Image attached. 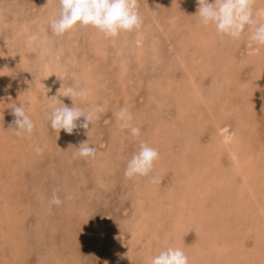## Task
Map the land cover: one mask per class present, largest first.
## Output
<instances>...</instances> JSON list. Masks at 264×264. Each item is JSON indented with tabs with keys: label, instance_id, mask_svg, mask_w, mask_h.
Here are the masks:
<instances>
[{
	"label": "rangeland",
	"instance_id": "rangeland-1",
	"mask_svg": "<svg viewBox=\"0 0 264 264\" xmlns=\"http://www.w3.org/2000/svg\"><path fill=\"white\" fill-rule=\"evenodd\" d=\"M196 5V0H138L142 28L113 39L91 26L54 36L50 20L59 11L55 0L49 4L47 0H0V264H150L151 257L166 246L182 248L191 264H264V205L257 209L254 201L246 198L249 193L228 202L229 193L224 189L206 187L203 197L192 199L190 205L196 213L204 204L208 211L213 207L217 223L213 222L212 228L217 232L208 231V217L179 224L178 211L186 205L175 202L180 194L172 188L181 185L179 177L186 173L185 167L177 159L163 169L160 166L162 156L167 159L174 152L179 157L188 150L184 138L173 133L182 131L178 128V91L188 75L186 62L192 51L181 53L176 40L180 30L188 33V26L198 20ZM33 32L41 37L36 44L28 42ZM138 35H142L140 43L135 40ZM224 39L218 42L222 45ZM244 40L237 49L243 69L250 68L242 74L248 79L255 67L242 60ZM175 50L180 51V58ZM187 56L183 66L181 60ZM73 72L77 81L71 77ZM172 78L175 83H169ZM169 84L172 89L168 91ZM70 85L90 88L88 105L106 108L87 130L78 128L73 134L53 131L46 107L52 97L71 107L73 102L59 95ZM255 98L259 108L254 115L264 119L263 100ZM21 104L35 123L31 135L17 136L13 130V108ZM75 106L86 105L77 100ZM125 106L133 114V125L141 128L140 139L159 150L160 159L150 174L160 178L159 184L151 183L150 177L128 179L124 175L127 160L139 146L127 129L118 128L113 115ZM88 140L97 150L95 158L75 156L80 144ZM188 182L180 198L189 196ZM234 184L227 186L234 189ZM259 184L264 204V178ZM53 189L64 201L60 206L48 203ZM169 195H174V202ZM216 195L219 203L214 202ZM157 203L169 211L164 212L165 217L160 214L163 222H168V232L180 225L184 230L181 235L168 236L170 242L167 231L160 227L152 232L156 217L161 221L152 211ZM224 219L230 220L224 223ZM200 229L206 232L203 237ZM138 235L143 236L139 239ZM120 251L123 256L119 259Z\"/></svg>",
	"mask_w": 264,
	"mask_h": 264
},
{
	"label": "bare ground",
	"instance_id": "bare-ground-1",
	"mask_svg": "<svg viewBox=\"0 0 264 264\" xmlns=\"http://www.w3.org/2000/svg\"><path fill=\"white\" fill-rule=\"evenodd\" d=\"M257 6H264V3H258ZM194 21L190 24V26H188V33L183 30H180L178 32L180 34L178 35V38L176 40V42L178 41V49L181 51V53H183V51H186V49H188V52L192 51L189 61L187 59L186 62V58H188V56L185 57V61L181 60L183 66L188 63V75L186 76V79L184 78L185 82L183 83V88L178 91V94H180L178 115L181 118V121L179 122L180 126L178 128L182 131H174L173 133L178 138H184V143L188 145V150L182 151L179 157L174 152L171 153L172 156L167 159L166 157L162 156L161 160L163 162H161L160 166L161 169H163L165 168L166 163L172 164V162L176 161L177 159L180 160V162L185 167L186 173L184 174V176L179 177L181 178L179 182L181 183V185L177 188H172L174 192L180 194L178 196L179 199H176L175 202H181L183 203V205H186V207H181L182 211L176 210L180 212L179 214H177L180 220H178V223L185 224L186 222H188V220L193 223L192 220L195 218H198L200 216L202 219L208 217L210 227L208 231L210 232L211 228L214 225L213 222H215L213 221V219L215 218L213 217L215 212L213 210V207L212 211L211 209L208 211V206H205L207 204H204V206L201 207L202 210L199 213H196L190 205V202H194L195 198L203 197L204 193L206 192L204 191L206 190V187L212 188V186H215V190L218 191L224 189V192L229 193V197H227L229 200L228 202H231V200H233L237 196L249 193V198H246L250 200L252 199L257 205V209L261 208L262 205H264L262 204L261 199V197L263 196V187L259 186V181H261V178L262 180L264 178V128H262L263 130L261 129V126L264 125V119L259 118V116L256 118L254 115L256 113H254L256 108H259L257 103V101L259 100H257L255 96H258L259 99L263 100L264 105V94H261V92L264 91V47L260 48V51L258 53H253L252 49L255 47V45L251 44L247 33L242 35L238 40H233L229 37H225V39L223 40L224 44L221 45L220 42H218L220 37L216 34L214 27L203 26L200 22V17H198L197 21ZM141 36L138 35L135 38L136 42L140 43ZM186 36H188V39L190 38V41H188V43L186 42ZM243 37L246 39V41L244 40V42L246 43H244L243 49L245 50V55L243 56L242 60L245 65L247 64V66H249L250 64H252V66L255 67L254 72L248 79L242 78L243 71H245L246 69L244 70L242 67L243 64L240 61L241 59L238 55L239 51L237 49ZM191 47L193 50L191 49ZM180 51L178 54V52L175 50V55H177L176 57H181ZM191 68H193V70H191ZM249 69H247L246 71H249ZM251 72L252 70H250V73ZM207 80H209V83L211 82V85L207 86ZM172 82L173 78L169 80V83ZM162 85H165V83ZM171 85L174 86L173 84ZM167 86V89L165 88L166 90L169 91V89H172L170 84ZM263 105L261 108H263ZM184 125L186 126V128ZM207 127L209 128L208 137H206V135L204 134V131ZM178 128L176 130H178ZM183 128H185L186 134H184ZM259 130L260 132H258ZM195 139H198L197 142H195ZM261 166L263 167L261 168ZM191 179L192 183H189ZM183 180L185 182H183ZM186 182H188L187 188L188 190H190L189 196L187 197L188 201L187 198H180L181 196L183 197V193L186 191V184H184ZM233 182L235 183V188H228L227 185L229 183L232 184ZM165 196H167V194ZM168 198L171 200V202H174V195H171V197L169 195ZM214 198V202H218V195H216ZM246 198L244 197L243 200H245ZM192 199L194 200L192 201ZM183 200L185 201V204ZM155 201L157 202V199H155ZM199 202H201V200ZM233 206L231 208H233ZM165 207L166 206L164 205H158V203L157 206L156 204H154V208H152V211H154L153 214L159 216L161 214V216L165 217V215H163L167 210H164ZM184 211H186L187 213L185 214ZM234 212H236V210H234ZM215 214H217V212H215ZM232 214L234 216V213ZM228 217L230 216L228 215ZM223 221L224 223L227 222L225 219ZM154 222L155 226H151L152 232L157 231L158 227H160L161 230L167 231V234L165 235L167 236V241L170 239V237L168 236H176L177 234L181 235L184 232L183 228L181 229V225L177 226V228L173 227V230L168 232V222H163L162 217L161 221H159V218L156 217ZM169 222L172 224L174 223L172 221ZM224 223H222V225L228 227V225H224ZM174 229H176V231ZM185 230H187V228H185ZM214 230L216 231V229ZM201 233L203 234L200 235L202 237L204 236V234H206L204 230H201ZM260 235L261 234H259V236ZM142 236L138 235L137 237L141 239L140 237ZM227 238H229V241L230 237L227 236ZM231 239L233 240V238ZM171 240L173 241V238H171ZM202 241L204 240L202 239ZM164 242L167 243L166 240ZM192 249L194 248L192 247ZM211 249L213 248L211 247ZM195 251L197 253V250ZM203 251H205V249ZM122 252L123 251L118 252V254H120L119 259L120 256H123ZM214 254L216 253L214 252ZM200 255L202 256V254ZM253 255L254 254H252L251 256L253 257ZM217 257L218 259L220 258V256ZM194 258H196V256ZM250 259H247L248 262L252 260ZM256 259H258L257 261H261L259 260V257ZM201 262H203L202 259L200 263ZM214 263L217 264V262ZM245 263L246 262H244V264Z\"/></svg>",
	"mask_w": 264,
	"mask_h": 264
},
{
	"label": "clouds",
	"instance_id": "clouds-1",
	"mask_svg": "<svg viewBox=\"0 0 264 264\" xmlns=\"http://www.w3.org/2000/svg\"><path fill=\"white\" fill-rule=\"evenodd\" d=\"M53 0H47V4ZM59 5V11L55 18L50 20V28L54 36L64 34L77 27L91 26L107 38H117L122 32L139 31L143 26V18L138 8V0H55ZM198 5L197 15L203 26H212L216 34L223 39L229 37L238 40L242 35L248 34L251 44L255 45L253 53H258L264 47V0H196ZM41 37L38 32L28 36V42L36 44ZM73 81L78 77L75 72L71 74ZM90 88L68 86L63 88L59 95L69 98L73 105L66 106L57 103L59 99L50 98L47 104L49 110L47 119L53 131L61 130L73 134L74 130L82 128L87 130L89 125L100 119L106 111L102 104L88 105L91 95ZM79 100L84 107L75 106ZM15 116L13 129L15 135H31L35 129V123L26 111L23 104L13 108ZM120 130L127 129L131 137L139 141L138 150L135 151L127 165L124 175L128 179L135 177H150V182L159 184L160 178L150 176L156 162L160 159L159 150L146 141L140 139L141 128L134 126L132 112L128 107H121L113 114ZM83 117V121H81ZM88 135V132H87ZM74 153L75 156L85 160L95 158L97 150L88 141L82 142ZM66 196L65 199H70ZM64 201L53 189L48 200L50 206H60ZM150 264H191L189 256L180 247L168 246L158 251L150 259Z\"/></svg>",
	"mask_w": 264,
	"mask_h": 264
}]
</instances>
